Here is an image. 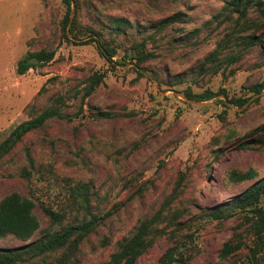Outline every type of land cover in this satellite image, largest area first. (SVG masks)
<instances>
[{"label": "rangeland", "instance_id": "374dc122", "mask_svg": "<svg viewBox=\"0 0 264 264\" xmlns=\"http://www.w3.org/2000/svg\"><path fill=\"white\" fill-rule=\"evenodd\" d=\"M227 1L81 0L77 16L83 41H67L63 0H0V142L57 96L66 97L62 112L76 114L82 95L74 98L75 91L95 72L107 74L86 101L82 116L49 121L44 129L27 134L0 163V201L18 193L36 202L41 228L28 243L50 227L43 205L65 212L66 223L83 218L81 201L72 190L87 183L92 188L91 210L105 221L80 246L77 264H105L141 221L161 210L166 215L177 209L185 210L179 222L192 228L184 234H196L188 264H251L252 214L224 220L209 216L211 209L254 184H235L230 178L233 170L254 168L264 178V147H239L264 125V92L243 109L230 103L232 98L252 97L250 88L264 84V36L258 46L242 52L236 64L205 63L233 30V21L215 19ZM178 13L183 21L155 29L156 23ZM117 18L131 24L122 35L111 30L110 22ZM249 20L258 24L256 36H261L264 16L253 9ZM99 36L115 48V64L93 41ZM144 39L147 51L156 57L137 67L125 56ZM43 49L56 51L54 61L19 75L18 62L28 52ZM232 51L238 49L226 53ZM51 78L56 80L48 82ZM188 89L195 94L225 90L226 95L195 104L186 100ZM46 140H54L55 147ZM27 147L35 160L29 177ZM171 197L170 206H165ZM260 206L264 208V198ZM28 243L0 239L2 248ZM227 243H240L242 248L222 261L220 253ZM172 246L164 236L136 264H157ZM60 257L57 252L23 264H59Z\"/></svg>", "mask_w": 264, "mask_h": 264}, {"label": "trees", "instance_id": "16d2710c", "mask_svg": "<svg viewBox=\"0 0 264 264\" xmlns=\"http://www.w3.org/2000/svg\"><path fill=\"white\" fill-rule=\"evenodd\" d=\"M103 2L104 0H93ZM67 12L63 22L65 31V39L67 41L82 40V31L78 26L77 13L81 9V0H63ZM255 9L264 16V0H229L225 3L222 12L215 19L223 17L224 20L233 21L234 27L228 37L219 42L216 50L207 57L205 63H212L217 67L224 64L230 66L241 61L242 52L256 47L261 42L264 33L256 36V32L261 28L256 22L249 20L251 11ZM237 16V18H236ZM183 21L182 14L178 13L172 17L163 19L156 23L155 29L162 31L174 23ZM112 32L122 35L131 27V24L123 18H117L110 22ZM96 33V32H91ZM97 43L100 53L108 60L110 64H115L113 58L116 50L111 45L103 42L99 36L93 40ZM102 41V42H101ZM83 43V42H82ZM147 40L134 43L131 55L125 56L129 61H136L137 67L154 59L156 54L148 52L146 49ZM230 49H238V52L226 53ZM226 55L222 57V55ZM56 57L55 50L43 49L36 52H28L17 65L19 75H25L30 70L43 68L54 61ZM201 71H208L201 67ZM233 73V72H232ZM107 74L104 72H95L87 80L84 81L85 86H79L75 91L74 98L82 95L79 111L76 114H67L62 112V107L66 105V97L57 96L51 106L34 115L19 125H17L11 133L0 142V163L11 153L16 145L23 138L37 130L45 128L51 120L73 121L84 114L86 101L93 96L96 90L104 83ZM51 78L48 82L55 81ZM46 87L40 91L42 93ZM253 94L250 98H232L230 103L239 109H243L253 97L261 96L264 92V84H256L250 88ZM190 101L197 103H206L219 97L221 94L226 95L225 90L214 93L210 90L195 94L190 89L185 93ZM260 98H256V102ZM219 102L224 103L222 100ZM221 119H224L222 115ZM253 140L241 144L242 149H256L264 147V125L251 133ZM47 143L54 148V140H46ZM26 160L30 171L25 170L26 177H29L33 169H35V160L31 152V148H25ZM231 180L241 185L247 182L254 184L244 193L240 194L234 200L229 201L222 206L211 209L209 216L224 220L236 214L250 212L253 222V234L255 235V246L251 248L250 259L251 264H264V208L261 207V201L264 198V178H259V174L254 168L246 171L233 170L230 174ZM91 192L92 188L89 184H82L79 188L72 190V196L80 199V208L84 210L83 218L74 223H66L67 216L65 212L55 210L53 207L43 205L42 209L49 218L50 227L41 231V237L34 242L28 243L34 235L40 231L41 223L34 213L36 202L34 198L23 197L18 193H12L4 197L0 201V239H8L12 237L16 240L26 242L28 244L21 248H2L0 247V264H23L36 257H45L50 254L61 252L59 264H77L76 256L80 246L84 241L97 230V228L105 221V217H98L91 210ZM165 206L169 207L173 198H169ZM185 215V210H173L169 214H164L161 210L151 218L141 221L136 227L134 233L124 238L118 245L117 250L110 256L105 264H136L138 259L142 257L149 249H151L158 239L167 236L173 246L160 259L157 264H188L194 257L193 251L196 243V234L185 233L184 231L191 226L185 222H179ZM166 222L164 227H161ZM59 226L58 230H52L53 227ZM173 227L172 230L170 228ZM192 229V228H191ZM107 242H105L106 244ZM242 248V244L232 243L225 244L220 253L222 261L227 260L236 254Z\"/></svg>", "mask_w": 264, "mask_h": 264}, {"label": "water", "instance_id": "95a60500", "mask_svg": "<svg viewBox=\"0 0 264 264\" xmlns=\"http://www.w3.org/2000/svg\"><path fill=\"white\" fill-rule=\"evenodd\" d=\"M186 100H187V101H190V100H189V99H187V98H186ZM195 104H198V103H196V102H195Z\"/></svg>", "mask_w": 264, "mask_h": 264}]
</instances>
